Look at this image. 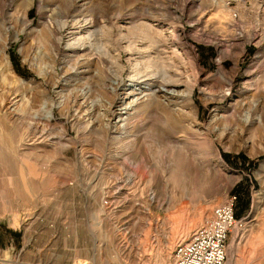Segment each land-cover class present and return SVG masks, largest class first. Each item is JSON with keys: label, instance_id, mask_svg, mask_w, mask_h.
I'll return each mask as SVG.
<instances>
[{"label": "rangeland", "instance_id": "374dc122", "mask_svg": "<svg viewBox=\"0 0 264 264\" xmlns=\"http://www.w3.org/2000/svg\"><path fill=\"white\" fill-rule=\"evenodd\" d=\"M226 1L0 0V264H170L238 201L226 264H264V43Z\"/></svg>", "mask_w": 264, "mask_h": 264}, {"label": "built area", "instance_id": "2783aa9c", "mask_svg": "<svg viewBox=\"0 0 264 264\" xmlns=\"http://www.w3.org/2000/svg\"><path fill=\"white\" fill-rule=\"evenodd\" d=\"M226 6L235 29L246 24L245 17L253 15L251 41L264 43V0H227ZM235 47L232 42L229 50L234 51ZM238 223L234 203L214 208L210 217L175 246L170 264H226L228 239Z\"/></svg>", "mask_w": 264, "mask_h": 264}, {"label": "bare ground", "instance_id": "6f19581e", "mask_svg": "<svg viewBox=\"0 0 264 264\" xmlns=\"http://www.w3.org/2000/svg\"><path fill=\"white\" fill-rule=\"evenodd\" d=\"M148 85V84H147ZM149 86V85H148ZM143 88V87H142ZM140 86H139V88H137V86H135V84L133 85V86H131L130 87V90H129V92H127L126 93V99H123V102L125 103L124 105H125V107L127 108V109H132V110H134V108L136 107V105L137 104H139L138 102H140L139 100H140V96L141 95H144L145 94V92H147V89H149V91L151 90H153L152 88H151V86L150 87H148V88H146L145 89V87H144V89H142ZM130 96H133V97H136L135 99H132V101H128V99L130 98ZM120 115V114H119ZM248 117H250V115H248ZM259 119H258V121L261 123V122H263L262 121V118L261 117H258ZM126 121V120H125ZM124 124V123H123ZM123 126V125H122ZM152 199L154 200L155 199V196L153 195L152 196ZM202 211V210H201ZM187 214H188V212H186ZM176 218V217H175ZM174 218V219H175ZM180 218H182V217H180ZM186 218V217H185ZM170 220V219H169ZM180 221H182V219L180 220ZM190 222V221H189ZM175 223V222H174ZM180 223V222H179ZM178 223V224H179ZM187 228H189V223H188V221H184V219H183V222L182 223H180V228L178 229V231H174V232H171L170 233V236H168L167 238H165L166 240H165V242L166 243H168V244H171V247L170 248H172V246L175 244V242H176V239H177V237L179 236V234L180 233H182V236L184 237V235L186 236V233L188 234V230H187ZM263 237V236H262ZM260 238V237H259ZM264 240V239H263ZM256 242V240H254L252 243H255ZM260 242V241H259ZM254 245V244H253ZM257 245V244H256ZM174 247V246H173ZM255 247V246H254ZM258 247V246H257ZM261 247H263V246H259L258 247V249L260 250V248ZM131 252L132 251H129L128 253H127V251H125V253H126V256H128V261L125 263V264H134L135 263V261H133V260H131L130 261V259H131ZM166 256L167 255H164V252H163V249L160 251V252H158V254H157V257H156V260H155V264H166ZM250 257H252V256H250ZM134 262V263H133ZM83 264H90V263H88V262H85V263H83Z\"/></svg>", "mask_w": 264, "mask_h": 264}, {"label": "trees", "instance_id": "16d2710c", "mask_svg": "<svg viewBox=\"0 0 264 264\" xmlns=\"http://www.w3.org/2000/svg\"><path fill=\"white\" fill-rule=\"evenodd\" d=\"M12 60H13V62H14L15 67L18 69V71H19L21 74H25L24 72H22V71L20 70V68H19V64H18V61H17L16 57L12 56ZM242 158L245 159L244 157H242ZM235 197H236V201H237L238 196L235 195ZM238 202H239V201H238ZM238 202H236V205H235V210H236V212H235V216H236V218H240V216H241V213L238 211V204H239Z\"/></svg>", "mask_w": 264, "mask_h": 264}]
</instances>
